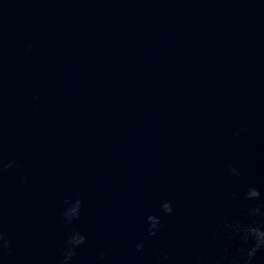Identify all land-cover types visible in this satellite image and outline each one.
Wrapping results in <instances>:
<instances>
[{"label":"water","instance_id":"1","mask_svg":"<svg viewBox=\"0 0 264 264\" xmlns=\"http://www.w3.org/2000/svg\"><path fill=\"white\" fill-rule=\"evenodd\" d=\"M247 225L264 0H0V264H245Z\"/></svg>","mask_w":264,"mask_h":264},{"label":"clouds","instance_id":"2","mask_svg":"<svg viewBox=\"0 0 264 264\" xmlns=\"http://www.w3.org/2000/svg\"><path fill=\"white\" fill-rule=\"evenodd\" d=\"M254 196H259L258 191H254L252 193ZM255 211L258 212L259 209L255 208ZM245 235L242 236V240L244 243H248V241L252 240V246L248 249H241V251L247 256V260L245 264H251L252 258L255 256L256 252L262 248H264V229L255 225H247L243 226Z\"/></svg>","mask_w":264,"mask_h":264}]
</instances>
